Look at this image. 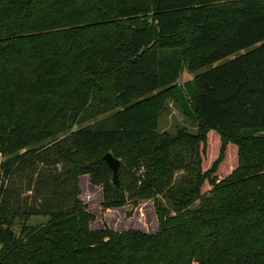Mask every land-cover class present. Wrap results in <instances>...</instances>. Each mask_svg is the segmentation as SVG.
<instances>
[{
    "label": "trees",
    "instance_id": "1",
    "mask_svg": "<svg viewBox=\"0 0 264 264\" xmlns=\"http://www.w3.org/2000/svg\"><path fill=\"white\" fill-rule=\"evenodd\" d=\"M187 60L202 71L179 104L198 131H159ZM2 156L0 264H264V0H0ZM22 164L42 167L24 211L8 187ZM85 174L106 208L172 201L160 231L91 229ZM223 191L237 198L214 202Z\"/></svg>",
    "mask_w": 264,
    "mask_h": 264
},
{
    "label": "rangeland",
    "instance_id": "2",
    "mask_svg": "<svg viewBox=\"0 0 264 264\" xmlns=\"http://www.w3.org/2000/svg\"><path fill=\"white\" fill-rule=\"evenodd\" d=\"M241 52L235 53L222 61L216 63L215 65L221 64L227 60H230L238 56ZM197 72H191L188 68V60L185 62L183 69L181 71V77L177 81V87L169 93H164L161 96L162 106L161 111L159 110V131H169L171 133H176L179 128H185L192 132L198 131L197 123L191 120L185 113L184 109L181 108L179 100L182 95L184 88L183 83L186 80L194 79ZM111 113H106L104 115L96 118L97 120L106 118L110 116ZM86 121L83 125L97 121ZM76 126L74 129H77ZM65 135L60 136L62 138ZM58 138V139H59ZM50 141H47V143ZM111 148L106 146L102 149L100 156H103L106 152H112ZM8 157L2 156L0 162L6 160ZM99 165V164H98ZM59 168H61L59 166ZM42 170L40 164L19 165L8 182V187L10 188L11 205L13 208H17L21 211L29 210L33 207L32 199V188L36 187V180L31 182V176L36 179L37 173ZM51 172V171H49ZM55 172V170L53 171ZM189 176L186 171L182 170L176 172L175 175L181 180L183 175ZM111 182H113L111 180ZM33 183V184H31ZM73 185L72 181L69 182V186ZM187 187V185H186ZM45 189L46 187H40ZM69 190L65 188L64 191ZM36 193V191H34ZM237 191L232 192H218L217 194L211 196L214 202L221 201H233L236 199ZM212 194H208L210 196ZM78 198L81 200L83 207L86 211L93 215V219L90 222L89 227L93 230L110 228L116 232H125L129 230H139L141 232L147 233L149 235L158 233L160 231V212L161 208L166 206H171L172 201L169 199H164L161 195L150 194L143 198H136L128 201L124 206L118 208H106L102 205L103 201V183H96L90 174H85L80 178V193ZM36 200L40 198L36 197ZM203 201H196L193 203L189 209L194 211L202 205ZM68 205H65L66 207ZM174 210V209H172ZM175 212V211H173ZM172 212V213H173ZM176 213V212H175ZM49 220V216L44 214H33L31 215L26 224L31 226L40 225L46 223ZM23 219L16 218L14 221V230L17 235L21 234Z\"/></svg>",
    "mask_w": 264,
    "mask_h": 264
},
{
    "label": "water",
    "instance_id": "3",
    "mask_svg": "<svg viewBox=\"0 0 264 264\" xmlns=\"http://www.w3.org/2000/svg\"><path fill=\"white\" fill-rule=\"evenodd\" d=\"M104 159L113 170L115 183L119 184L120 160L116 158L111 152H107L104 156Z\"/></svg>",
    "mask_w": 264,
    "mask_h": 264
}]
</instances>
